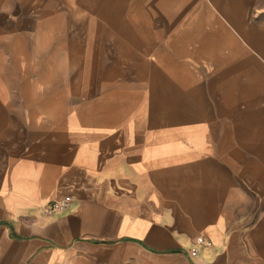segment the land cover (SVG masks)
Here are the masks:
<instances>
[{
    "label": "crops",
    "instance_id": "0c3cea01",
    "mask_svg": "<svg viewBox=\"0 0 264 264\" xmlns=\"http://www.w3.org/2000/svg\"><path fill=\"white\" fill-rule=\"evenodd\" d=\"M262 188L264 0H0V264H264Z\"/></svg>",
    "mask_w": 264,
    "mask_h": 264
},
{
    "label": "built area",
    "instance_id": "2783aa9c",
    "mask_svg": "<svg viewBox=\"0 0 264 264\" xmlns=\"http://www.w3.org/2000/svg\"><path fill=\"white\" fill-rule=\"evenodd\" d=\"M72 202V198L70 195H64L63 197L59 199L52 200L45 204L44 211L46 213H53L57 211H63L65 210ZM211 243L209 241L206 242V245H210ZM191 252L193 254L196 253V248H192Z\"/></svg>",
    "mask_w": 264,
    "mask_h": 264
},
{
    "label": "rangeland",
    "instance_id": "374dc122",
    "mask_svg": "<svg viewBox=\"0 0 264 264\" xmlns=\"http://www.w3.org/2000/svg\"><path fill=\"white\" fill-rule=\"evenodd\" d=\"M80 0H73V2H79ZM90 12H88V16H91L92 14H89ZM87 13L86 12H83V10H73L72 11V17L74 19H83V16L86 15ZM85 17V16H84ZM261 177V176H260ZM262 190L264 191V189L262 188ZM253 207H254V204L253 202H250L249 205H248V208L246 209L247 212H251V211H254L253 210Z\"/></svg>",
    "mask_w": 264,
    "mask_h": 264
}]
</instances>
